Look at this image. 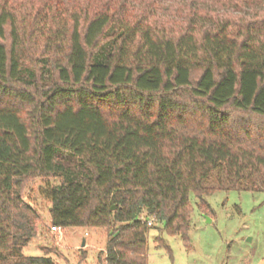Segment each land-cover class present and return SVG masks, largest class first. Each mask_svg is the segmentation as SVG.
Segmentation results:
<instances>
[{"label":"trees","instance_id":"obj_1","mask_svg":"<svg viewBox=\"0 0 264 264\" xmlns=\"http://www.w3.org/2000/svg\"><path fill=\"white\" fill-rule=\"evenodd\" d=\"M34 178L104 264L147 263L150 217L188 245L190 192L264 191V0H0V264H57L22 252Z\"/></svg>","mask_w":264,"mask_h":264},{"label":"rangeland","instance_id":"obj_2","mask_svg":"<svg viewBox=\"0 0 264 264\" xmlns=\"http://www.w3.org/2000/svg\"><path fill=\"white\" fill-rule=\"evenodd\" d=\"M43 185L40 178H34L24 187V200L36 208L40 218L23 254L49 256L57 264H104L108 230L68 226L61 234L52 232L50 203L39 193ZM204 199L210 213L201 210L193 192L189 194L188 245L180 236L160 229V222L152 221L146 264H264V191L219 188Z\"/></svg>","mask_w":264,"mask_h":264},{"label":"built area","instance_id":"obj_3","mask_svg":"<svg viewBox=\"0 0 264 264\" xmlns=\"http://www.w3.org/2000/svg\"><path fill=\"white\" fill-rule=\"evenodd\" d=\"M152 221H154V218L153 217H150V218H147V224L148 225H152ZM50 230L54 233H58V234H61L62 233V230H63V227L61 226H56V225H51L50 226Z\"/></svg>","mask_w":264,"mask_h":264},{"label":"water","instance_id":"obj_4","mask_svg":"<svg viewBox=\"0 0 264 264\" xmlns=\"http://www.w3.org/2000/svg\"><path fill=\"white\" fill-rule=\"evenodd\" d=\"M85 244V241H84V239H83V242H82V246Z\"/></svg>","mask_w":264,"mask_h":264}]
</instances>
